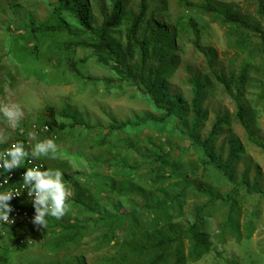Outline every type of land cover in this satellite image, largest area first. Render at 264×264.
<instances>
[{"label":"rangeland","instance_id":"374dc122","mask_svg":"<svg viewBox=\"0 0 264 264\" xmlns=\"http://www.w3.org/2000/svg\"><path fill=\"white\" fill-rule=\"evenodd\" d=\"M82 1L91 7L92 27L100 30L113 0ZM185 1L229 8L264 32L256 0ZM123 2L127 21L108 30L117 61L104 65L92 49L72 45L90 37L70 14L55 18L47 0H0V69H15L4 64L16 62L15 78L0 75V104L23 111L15 128L0 115V132L6 142L23 139L31 147L53 139L29 137L52 119L53 110L58 150L55 158L49 153L40 160L47 169L63 171L72 193L62 219L48 216L47 227L36 228L33 247L0 241V264H176L177 256L181 264H264L261 39L181 0H150L147 21L166 35L168 56L160 61L149 55L141 74L140 52L130 56L126 48L129 19L138 14L141 0ZM190 20L198 24L208 55L196 49ZM47 26L82 35L37 30ZM113 62L121 64L126 80L114 73ZM245 70L248 80L241 85ZM216 74L237 80L231 91L241 88L245 125ZM166 154L168 161L159 163L157 157ZM198 209L211 213L197 226L204 248L195 250L182 240L161 263H152L147 246L187 233ZM231 210L235 236L227 227ZM117 216L127 219L111 225Z\"/></svg>","mask_w":264,"mask_h":264},{"label":"trees","instance_id":"16d2710c","mask_svg":"<svg viewBox=\"0 0 264 264\" xmlns=\"http://www.w3.org/2000/svg\"><path fill=\"white\" fill-rule=\"evenodd\" d=\"M149 1L150 0H141L140 10L138 14L129 19V26L127 27V34H126L127 37L126 48L128 54L130 56H133L138 50L140 52V55L142 56V62L140 67L136 66V68L141 72V74L145 73V69H146L145 66L149 55L153 56L154 58L160 61L165 60L168 56L166 35L160 32L158 29L153 30L151 23L147 21V14L149 11V4H148ZM47 2L50 5V7L53 8L55 18L62 17L65 14H70L75 18L79 29H82L84 31L83 34L85 33L87 34V36L90 37L88 41L80 44L79 43L72 44L73 46L83 45L87 48L92 49L95 56L100 61V63L104 65H108L109 63H111V61H117L116 50L113 42L110 40L108 36V30L118 29L122 27L124 23L127 21L125 18L126 7L123 0H113L112 11L110 15L104 20L102 28L100 30H96L92 27V11L88 2L82 0H47ZM256 2L259 5L261 15L264 16V0H256ZM181 3H185L187 6L191 7L192 9L199 8L205 13L214 14L217 17L221 18L225 24H228L235 29L245 30L248 31L249 33L258 36L261 39L264 48V32L261 30V28L252 25L239 12L213 4L209 1H206L201 5H195L193 3L186 2L185 0H181ZM190 27L193 30V33L196 38L195 40L196 49L201 51L204 55H208L207 52H205L201 48V30L199 29L198 24L194 20H190ZM37 30L40 32L61 31L72 37H77V38L82 35V32L69 30L64 26H47V27H41ZM113 63H116L113 66L114 73L120 78L121 81L126 80L125 72L124 69L121 67V64L118 62H113ZM75 71L77 72V70ZM151 72H153V70H151ZM215 77L218 82H220L225 86L226 90L230 93L233 100L236 102L238 109V119L243 125H245L246 109L243 103L241 102V98L239 94L241 88L240 86H238V89L236 90V93L238 91L237 94H234L231 91V88L233 89V85L237 80L233 78H227L226 76H222L219 74H216ZM247 80H248V74L247 71L245 70L238 78L237 83L243 85L244 83L247 82ZM111 83L113 82L111 81ZM152 92H154L153 88H152ZM153 95H154L155 103L157 105H160V99L158 98V96L155 93ZM51 112H52L51 114L52 119L48 121L46 124L51 129L57 131L56 129L58 127L57 119H56L57 116L53 112V110H51ZM67 117L73 121L74 125L75 123H77L75 122L76 120L74 117H69V116ZM169 155L170 154H166L164 156L159 155L157 157V161L159 163L164 164L168 161L170 157ZM160 182H161L160 178H157L155 180L156 185L160 184ZM165 207L168 208V206ZM161 209H162L161 206L155 207L153 211L159 212ZM232 212L233 210L230 211L227 227H230L232 229L231 234L235 236L238 235V233ZM210 215L211 213H207L204 212L202 209L201 210L198 209L195 223L193 224L192 228L188 230L187 233L180 235L178 238H173V239L166 238V236L161 237L157 239V242L155 244L151 246H147L146 252L147 253L153 252V258L151 262L161 263L162 260L165 259L167 253L175 246L180 244L179 241L182 240L188 239L193 244L195 250H198L201 247L204 248L203 245L204 242L202 241L201 235L197 232V226L199 223L206 221L207 218L210 217ZM131 217L133 219V224L135 226L136 224L135 214L132 213ZM123 219H127V217L124 218L122 216H117L111 218V225L114 226L120 224ZM35 228H37L36 225H34V228H32V232L36 230ZM176 264H181V260L179 256L176 257Z\"/></svg>","mask_w":264,"mask_h":264},{"label":"clouds","instance_id":"9594fccd","mask_svg":"<svg viewBox=\"0 0 264 264\" xmlns=\"http://www.w3.org/2000/svg\"><path fill=\"white\" fill-rule=\"evenodd\" d=\"M0 115L12 128H15L23 119V111L19 105L4 103L0 104ZM29 137L36 140V133L30 132ZM6 142V136L0 132V144ZM57 144L53 139L40 140L31 147L30 151L25 149L24 143L17 141L10 147L0 151V168L6 173L20 168L28 160L47 157L49 153L55 158ZM31 157L32 159H28ZM23 188L27 191L28 197L33 204L35 215L32 223L37 227H47L46 217L51 216L56 220L62 219L69 211V198L71 191L65 184L63 171L60 169L48 168L42 170V166L28 167L22 177ZM8 184V178L3 180L0 187ZM21 195L20 191L0 192V222L12 224L9 214L13 211L10 201L14 196Z\"/></svg>","mask_w":264,"mask_h":264},{"label":"built area","instance_id":"2783aa9c","mask_svg":"<svg viewBox=\"0 0 264 264\" xmlns=\"http://www.w3.org/2000/svg\"><path fill=\"white\" fill-rule=\"evenodd\" d=\"M35 133L37 135L41 134L49 135L53 139H58V134L51 129L47 124L44 127L36 128ZM21 141L24 143L25 149H31V144L29 141L19 139L13 140L10 142H5L0 144V151L11 146L12 143ZM28 159H32L29 157ZM42 166V170L47 169V165L40 159H33L31 163L26 161L21 165L20 168L14 169L10 173H6L4 169L0 168V184L3 183V180L7 177L8 184L0 187V192L7 191H20L21 195L14 196L9 202L13 208V211L9 214L10 219L14 220L12 224H5L0 222V241H12L19 248H31L34 246V234L35 231L32 232V228H34V224L32 223V219L35 215V210L33 204L31 203L27 191L23 188V173L26 172L28 167Z\"/></svg>","mask_w":264,"mask_h":264},{"label":"crops","instance_id":"0c3cea01","mask_svg":"<svg viewBox=\"0 0 264 264\" xmlns=\"http://www.w3.org/2000/svg\"><path fill=\"white\" fill-rule=\"evenodd\" d=\"M14 67L15 69H0V75L3 73H8L7 74V78L10 77L11 75L15 78L16 77V62H8L4 64V67L6 68H10V67Z\"/></svg>","mask_w":264,"mask_h":264}]
</instances>
